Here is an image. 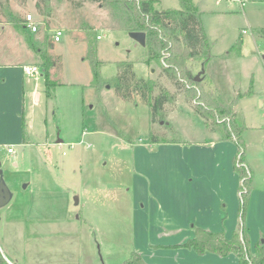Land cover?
<instances>
[{"label": "rangeland", "instance_id": "rangeland-1", "mask_svg": "<svg viewBox=\"0 0 264 264\" xmlns=\"http://www.w3.org/2000/svg\"><path fill=\"white\" fill-rule=\"evenodd\" d=\"M193 1L212 56L197 84L183 79L192 89L185 91L163 73L169 51L155 46L150 59L147 43L118 24L117 0H0V61L38 67L27 76L24 105L39 101L25 107L23 144L0 143V180L11 193L0 207L3 257L16 264H124L131 251L152 250L163 264H178L186 249L148 245L182 242L191 223L215 229L220 210L227 213L224 228H238L241 186L248 195V252L256 253L255 243L264 240V0H243V7ZM180 7V0L153 3L156 10ZM27 13L38 21L36 33L25 28ZM55 28L61 39L54 42ZM89 43L99 62L98 89ZM201 61H187L193 76ZM125 64L156 83L154 96L160 88L170 96L156 121L138 96L126 102L118 96ZM215 92L234 100L244 122L241 154L194 113L196 103L215 108ZM151 136L169 142L151 143ZM236 154L247 170L244 184L233 169Z\"/></svg>", "mask_w": 264, "mask_h": 264}, {"label": "trees", "instance_id": "trees-1", "mask_svg": "<svg viewBox=\"0 0 264 264\" xmlns=\"http://www.w3.org/2000/svg\"><path fill=\"white\" fill-rule=\"evenodd\" d=\"M47 2L48 0H41ZM97 2H105V0H94ZM157 0H117V5L120 10L118 24L131 31H144L146 33V43L148 45L149 58L157 56L159 49L169 51V54L163 57L166 65H163V73L175 84L186 91L188 89L184 84V78L189 84H197L193 74L189 71L187 61L194 58H202L201 66L211 58L212 54L209 49L207 34L204 32L201 17L197 9V5L193 0H180L181 7L175 9H153V3ZM40 5V3H38ZM239 42L236 44L238 45ZM234 46L225 53L226 55L233 52ZM88 62L93 71L91 84L98 89L99 62L95 58L92 44L87 46ZM86 59V57L84 58ZM49 65H53L50 57L46 56ZM204 67V66H203ZM117 73L116 91L118 96L123 101H131L133 96H138L142 103H146L150 107L151 120L156 121L157 115H160L165 101L169 99L168 93L160 88L157 95H153V90L156 83L152 80H146L143 77L138 78L130 64L120 66ZM205 73V72H204ZM203 73V74H204ZM216 103L215 108H208L199 103L195 104L194 113L199 114L205 119V123L210 124V130L217 131L221 135L223 141H235L237 144V152L244 146L242 132L245 129L243 120L238 117L233 109L234 100L227 101L222 96L215 92ZM198 99L202 95L197 94ZM208 120H211L208 123ZM27 123L25 122L24 110L22 111L21 119V136L22 141L27 136ZM151 138V143L160 144L161 142H169V140H158ZM179 142V141H176ZM243 153V152H242ZM241 154V153H240ZM237 154L233 157V169L238 173L243 184L247 180V170L237 163ZM241 162V160H240ZM240 206L239 227L234 229L230 238H226L223 231H211L201 226H192L193 236L185 239L181 243L169 244L164 246L154 247L164 248H187L192 249L196 254L205 252L226 256L230 253L238 256V264H264V240H259L255 243L256 253L249 254L248 249L251 246V238L246 227V213L248 208V195L242 191V186L239 188ZM0 264L8 263L0 252ZM124 264H159L155 262H146L141 257L138 251H131L129 257Z\"/></svg>", "mask_w": 264, "mask_h": 264}, {"label": "crops", "instance_id": "crops-1", "mask_svg": "<svg viewBox=\"0 0 264 264\" xmlns=\"http://www.w3.org/2000/svg\"><path fill=\"white\" fill-rule=\"evenodd\" d=\"M22 66L23 64L22 63L19 64L18 62L8 63V62L0 61V143L5 144L6 142H8L7 140H10L12 138L13 139L18 138L17 141H20L23 144L22 136L20 135V129H21L20 128V123H21L20 114L22 113L21 111L23 109L24 114H25V107H37L36 103H39V101L36 102L35 101L36 99L33 98L31 99L28 106L24 105V92L26 90L25 88H27V85L25 82H27V76L22 71ZM35 85L38 86V82ZM30 114H31L30 111L27 112L26 114L28 121H30ZM218 140H222V139H218ZM236 187H239V186H236ZM223 204L227 206V204L225 203ZM220 213L222 215L216 216L217 221L220 224L215 229H211L209 226H206L203 224H192L191 223V226L188 230L189 233L187 237L184 238L182 241L193 236V229H192L193 225L195 226L199 225L203 228H206L214 232L223 231L225 237L230 238L234 228L229 229L228 231L227 229L224 228L223 220L227 221V213H224V211L222 210H220ZM224 214H226V217L224 216ZM216 217L214 216L213 219L216 220ZM252 242H254L253 239H252ZM164 244L169 245L171 244V242L164 243ZM164 244H161V245H164ZM151 245H148V246L152 248L153 251H159L161 249V248L153 247L154 244H151ZM180 249H186V250L185 252H182L181 254L182 259L178 260V264H210V262L220 263L222 259L227 260L228 263L238 264L237 256H235V254H232V253L226 256H219L218 254L216 255V254L209 253V252H205L203 254L198 255L192 249H187L184 247L179 248L177 251L178 253ZM150 251L152 250L146 251V254L149 252V255H145L143 251H138V252L140 253L141 257L144 258V260L147 263L155 262V263L163 264L162 261L155 259L154 257H151L153 252L150 254ZM4 259L10 264H16L15 262L11 261L10 259H7L6 257H4Z\"/></svg>", "mask_w": 264, "mask_h": 264}, {"label": "built area", "instance_id": "built-area-1", "mask_svg": "<svg viewBox=\"0 0 264 264\" xmlns=\"http://www.w3.org/2000/svg\"><path fill=\"white\" fill-rule=\"evenodd\" d=\"M234 2H237L238 5L240 7L244 6V1L243 0H231ZM24 19V23H25V28L30 32V33H36L37 30L39 29V25H38V21H36V19H34V17L32 16V14L27 13L25 15ZM61 30L60 29H54L52 30V38L55 41H59L61 39ZM100 35H97V38H100ZM38 67L36 66H32V65H23L22 66V71L24 72V74L28 77H32L34 75H36L38 73ZM8 151L11 152L12 148L8 147Z\"/></svg>", "mask_w": 264, "mask_h": 264}, {"label": "water", "instance_id": "water-1", "mask_svg": "<svg viewBox=\"0 0 264 264\" xmlns=\"http://www.w3.org/2000/svg\"><path fill=\"white\" fill-rule=\"evenodd\" d=\"M131 36L140 44L146 43V33L144 31L138 32V31H131L130 32ZM205 72L204 67H201V70L196 73L194 76V80L199 81L200 79V74H203ZM61 141V139H58ZM26 186V184L24 185ZM11 193L8 190V187L6 186L5 182L3 179L0 180V207L3 206L10 198Z\"/></svg>", "mask_w": 264, "mask_h": 264}]
</instances>
